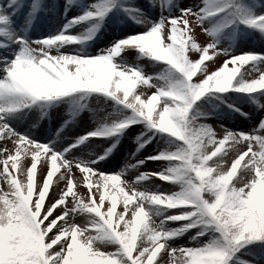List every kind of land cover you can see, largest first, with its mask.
I'll use <instances>...</instances> for the list:
<instances>
[{"label":"snow or ice","instance_id":"6c2138e0","mask_svg":"<svg viewBox=\"0 0 264 264\" xmlns=\"http://www.w3.org/2000/svg\"><path fill=\"white\" fill-rule=\"evenodd\" d=\"M252 39L264 0H0V264H264Z\"/></svg>","mask_w":264,"mask_h":264},{"label":"rangeland","instance_id":"374dc122","mask_svg":"<svg viewBox=\"0 0 264 264\" xmlns=\"http://www.w3.org/2000/svg\"><path fill=\"white\" fill-rule=\"evenodd\" d=\"M74 14V13H73ZM45 22V21H44ZM75 31H81V29L76 28ZM199 40L201 42H204L207 38L205 35L200 34L198 36ZM240 48L243 50H259L261 48H264V43H262L259 39H252L246 42H243L240 45ZM128 58L129 60H134L135 59V54L134 53H129L128 54ZM224 59V57H220V60L216 61V63H211L209 62V65L211 68L216 67L220 61H222ZM141 63H144L146 65L147 71L148 72H152L153 68L151 65H147L146 61H141ZM93 107H100L103 108V105H99L97 106L95 101H93ZM245 110H249V108L246 106ZM64 110L61 109L59 112H57L56 110H53L52 112V121H53V130L55 129V127L59 126V120L58 117L63 115ZM102 114V113H101ZM209 123H212L214 126L217 125L218 121L216 120H210L208 121ZM45 128H47L49 126L48 122L45 121L44 122ZM93 126V122H92V117H91V113H84L82 114V118H81V127L82 128H89ZM228 126L229 127H239L241 129H250L253 125L250 124L248 121L244 120V121H230L228 122ZM155 149V145L153 144L152 146L148 147L144 152H142V154L139 156L140 159H143L144 156L153 153ZM126 150V149H125ZM124 157L121 155L120 157H118V160L116 162H114V166L113 165H109V169L110 170H118V168L120 166H122L124 164ZM131 163H134L135 161H130ZM164 165L159 163V162H154V161H148L146 162V164L144 166H142L139 171L143 172V171H155L161 167H163ZM137 174L136 170L134 169H129V172L126 176V179L128 180H132L134 179L135 175ZM152 183L154 184H158L161 186L162 189L164 190H175L174 188H172V186L168 183V182H163L161 181L159 178H153ZM78 191H80L81 193H83L85 191V187H80L78 189ZM188 243V237L185 236L182 240L178 241V244H185Z\"/></svg>","mask_w":264,"mask_h":264},{"label":"bare ground","instance_id":"6f19581e","mask_svg":"<svg viewBox=\"0 0 264 264\" xmlns=\"http://www.w3.org/2000/svg\"><path fill=\"white\" fill-rule=\"evenodd\" d=\"M56 21L54 19H50L48 21H45L41 27V31H47L49 26H55Z\"/></svg>","mask_w":264,"mask_h":264}]
</instances>
